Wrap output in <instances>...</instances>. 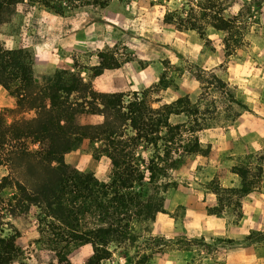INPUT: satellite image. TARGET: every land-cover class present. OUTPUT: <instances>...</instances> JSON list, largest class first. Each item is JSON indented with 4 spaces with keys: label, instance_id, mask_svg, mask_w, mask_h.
<instances>
[{
    "label": "rangeland",
    "instance_id": "obj_1",
    "mask_svg": "<svg viewBox=\"0 0 264 264\" xmlns=\"http://www.w3.org/2000/svg\"><path fill=\"white\" fill-rule=\"evenodd\" d=\"M263 2L23 0L13 25L1 28L0 41L9 49L40 46L33 63L38 76L68 67L93 90L122 95L124 102L137 95L153 110L172 109L187 97L198 106L201 151L170 173L176 187L165 195L162 212L136 225V241L111 244L103 264H136L142 256L143 264L218 259L229 241L200 232L212 219L233 225L241 199L220 188L240 187L235 171L243 168L254 189L264 190V148L249 153L247 143L264 146V134H250L251 128L264 130ZM46 4L60 6V14ZM24 107L0 84V134L29 120ZM189 119L171 115L169 122L191 130ZM23 140L0 148V237L17 234V264H57L56 253L66 252L60 241L68 242L63 227L15 189L20 183L29 193L31 170H38L29 158L37 145ZM65 160L98 179L110 172L109 158L95 155L87 141ZM91 254L87 245L67 255L71 264H83Z\"/></svg>",
    "mask_w": 264,
    "mask_h": 264
},
{
    "label": "trees",
    "instance_id": "obj_2",
    "mask_svg": "<svg viewBox=\"0 0 264 264\" xmlns=\"http://www.w3.org/2000/svg\"><path fill=\"white\" fill-rule=\"evenodd\" d=\"M22 4L23 0H0V30L13 25L16 8ZM46 7L61 12L55 4ZM34 58L30 46L9 49L0 41V84L30 115L27 122L15 123L0 134V139H8L0 142V148L25 138L37 145L29 152L38 167L31 170L29 193L20 183L15 189L63 227L68 242L60 241L66 252L56 253L57 264H71L70 250L87 245L92 254L83 264H103L111 256V244L136 241V225L162 212L165 195L176 187L170 173L201 151L195 136L198 106L187 97L178 99L172 109L153 110L137 95L124 102L122 95L93 90L68 67L38 76ZM181 114L190 115L191 130L169 122L171 115ZM85 141L95 155L109 158L106 179L66 162L65 157ZM146 151L152 153L147 158ZM235 173L240 187L220 189L248 195L254 188L247 180L248 172L239 168ZM16 239L17 234L0 237V264L18 263L22 250ZM144 260L142 256L136 264Z\"/></svg>",
    "mask_w": 264,
    "mask_h": 264
},
{
    "label": "crops",
    "instance_id": "obj_3",
    "mask_svg": "<svg viewBox=\"0 0 264 264\" xmlns=\"http://www.w3.org/2000/svg\"><path fill=\"white\" fill-rule=\"evenodd\" d=\"M261 15H264V8ZM57 44L60 46V40ZM31 47L36 56L43 52L38 44H31ZM52 51L53 49L48 52ZM257 132L264 134L263 129L250 130L251 136ZM247 143L249 153L264 148L263 144L253 140ZM234 218L236 220L233 225L224 219H212L209 222L211 227L200 232L205 238L215 237L229 241L226 243L228 247L218 259L208 258L205 264H264V190L253 188L248 195L241 196L240 215Z\"/></svg>",
    "mask_w": 264,
    "mask_h": 264
}]
</instances>
